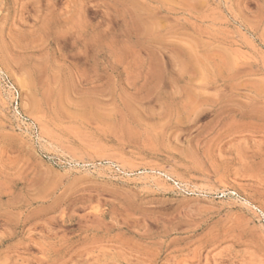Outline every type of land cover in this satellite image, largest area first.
<instances>
[{"label":"rangeland","instance_id":"rangeland-1","mask_svg":"<svg viewBox=\"0 0 264 264\" xmlns=\"http://www.w3.org/2000/svg\"><path fill=\"white\" fill-rule=\"evenodd\" d=\"M0 264H264V0H0Z\"/></svg>","mask_w":264,"mask_h":264}]
</instances>
